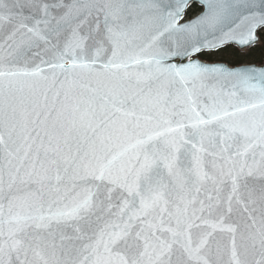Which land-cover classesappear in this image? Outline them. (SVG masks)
Here are the masks:
<instances>
[{"label":"snow or ice","instance_id":"1","mask_svg":"<svg viewBox=\"0 0 264 264\" xmlns=\"http://www.w3.org/2000/svg\"><path fill=\"white\" fill-rule=\"evenodd\" d=\"M261 30L264 0H0V264H264V67L200 59Z\"/></svg>","mask_w":264,"mask_h":264},{"label":"trees","instance_id":"2","mask_svg":"<svg viewBox=\"0 0 264 264\" xmlns=\"http://www.w3.org/2000/svg\"><path fill=\"white\" fill-rule=\"evenodd\" d=\"M199 12L200 9L194 5L188 10L186 15H191L193 17ZM259 34L262 38L261 45L251 48L247 50V52L245 53H241L233 47H226L217 53L219 56L221 55L220 59H218L219 62L226 63L230 66L263 63L264 62V30H262ZM226 53H229V57L227 60H224V58H226L227 56ZM210 56L211 55L204 54L203 56L200 57V59L206 62H212Z\"/></svg>","mask_w":264,"mask_h":264},{"label":"water","instance_id":"3","mask_svg":"<svg viewBox=\"0 0 264 264\" xmlns=\"http://www.w3.org/2000/svg\"><path fill=\"white\" fill-rule=\"evenodd\" d=\"M194 5L197 6V7L200 9V12H201V8H200L198 5H196V4H193L192 6H194ZM192 6H191V7H192ZM191 7H190V8H191ZM190 8H189V9H190ZM189 9H188V10H189ZM188 10H187V12H188ZM187 12H186V13H187ZM199 14H200V13H199ZM199 14H198V15H199ZM185 17H186V14H185ZM185 17H184V19L181 21V23L187 22V21H189V20L195 18V17H193V18H191V19H189V20H186ZM261 31H262V30H261ZM261 31H260V32H261ZM257 45H258V44H257ZM257 45H256V46H257ZM228 46L235 48V49H236L237 51H239V52H246L247 50L251 49V48L241 49V48L237 47V46L234 45V44H230V45H227V46H225V47H228ZM256 46H254V47H256ZM225 47H224V48H225ZM254 47H252V48H254ZM224 48H223V49H224ZM221 50H222V49H221ZM219 51H220V50H219ZM217 52H218V51H217ZM202 61H203V60H202ZM204 62H206V61H204ZM206 63H209V62H206ZM221 64L228 65V64H226V63H221ZM228 66H229V67L256 66L257 68H260V67H264V62H263L262 64H244V65H239V66H230V65H228Z\"/></svg>","mask_w":264,"mask_h":264},{"label":"rangeland","instance_id":"4","mask_svg":"<svg viewBox=\"0 0 264 264\" xmlns=\"http://www.w3.org/2000/svg\"><path fill=\"white\" fill-rule=\"evenodd\" d=\"M194 16H196V15H194ZM193 16V17H194ZM191 15H186V17H185V19L186 20H189V19H191V18H193ZM259 45H261V43L260 44H258L257 46H259ZM247 52V51H246ZM218 52H216V53H206L207 55H211L210 56V58L212 59V62H209V63H222V62H219V60L218 59H220V57H221V55L219 56L218 54H217ZM241 53H245V52H241ZM226 58H224V60H227L228 59V57H229V53H226ZM218 60V61H217ZM262 64V63H261Z\"/></svg>","mask_w":264,"mask_h":264},{"label":"flooded vegetation","instance_id":"5","mask_svg":"<svg viewBox=\"0 0 264 264\" xmlns=\"http://www.w3.org/2000/svg\"><path fill=\"white\" fill-rule=\"evenodd\" d=\"M220 52V51H219ZM216 53V52H215Z\"/></svg>","mask_w":264,"mask_h":264}]
</instances>
